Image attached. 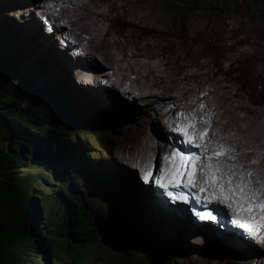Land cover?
<instances>
[{"label": "bare ground", "instance_id": "6f19581e", "mask_svg": "<svg viewBox=\"0 0 264 264\" xmlns=\"http://www.w3.org/2000/svg\"><path fill=\"white\" fill-rule=\"evenodd\" d=\"M22 1L23 4H17L21 0H0V4L2 8L6 9L19 7L17 10L22 9L19 10L21 14L30 9H32V14L40 10L44 19L42 21L43 28L47 25L46 21L58 32L49 31L51 35L56 36V41L44 36L42 28L40 32L41 23L36 22L34 18L24 22L23 26H27L26 23H29V33L25 34L26 38L28 39L29 36L38 41L39 50L49 51L59 69L66 70L67 74L74 66L86 69L89 75L92 71L99 72L100 90L90 88V84L85 85V80L82 78H78V82L76 80L81 86L80 88L84 89L86 98L97 103L94 98L97 96L102 101V105L112 106L116 111L124 110L127 122H131L125 127L138 130L133 133L138 135L137 149L140 164L145 177L149 173L152 174V180L144 183L138 173L141 185L136 184V194L144 198L143 205L147 206L145 210H153L155 213L166 212V217L170 218L173 223H177L180 219L178 212L182 213L185 215L184 226L194 224L195 232L207 236L218 233L226 240L221 241V244L216 243L217 250L221 246L225 251L235 249L233 245L236 243L245 245L252 241L256 245H254L255 253L250 254L251 256L246 260H239L237 264H264V213L258 208L252 211L242 210V206L246 202L243 199L227 198L219 187V183L223 182L227 188L231 179V183L236 186L238 191L241 183H247L249 179L247 173L252 171L254 174L251 177V186L259 188L261 196L258 199H264V187H261L259 183L264 180V108L258 106L255 108L254 105L253 107L251 100L249 101L248 97L244 96V92L239 91L240 89L236 87L233 79L217 78V74H211L209 68L205 69L206 62H202V65H195L197 72H194L192 77L197 78L199 84L190 86L189 76L183 78L179 74L165 71L167 62L166 64L160 61V63H154L160 60L156 61L157 58H154V62L144 61V58L156 57L158 53L149 52V47L144 46L141 41L127 39L125 42L115 36L116 21L123 25H130L127 18L129 10L123 13L121 8L126 7L124 3H130L131 0H124L123 4H120L119 0ZM23 17L25 18L24 15ZM142 18L138 16V20L134 19L131 24L134 23L137 29L149 28ZM21 31L24 33V29ZM62 43L67 50L66 53L57 49V47H61ZM122 46L125 50L128 49L127 53L134 62H128V65L120 64L121 55L119 53H123ZM130 47L134 51H129ZM55 49H57V54H55ZM119 49H121L120 52H118ZM73 54L76 56L75 61L71 59ZM242 65L246 67L244 63ZM221 72L223 74V70L217 73L220 75ZM150 79H154L155 84L151 83ZM185 80L189 86H182ZM102 82L110 83L123 92H135L136 95L144 93L141 97L149 98L152 103L162 104L165 107L161 117L162 127L161 120L160 123L156 118L147 121V114L139 115L141 110L128 102L126 103L121 94L117 95L116 93L114 98L107 96L105 90L101 88ZM157 87L165 92L157 91L159 93L157 95L161 99L159 101L152 96ZM140 88L148 89H145L147 91L138 90ZM129 97L135 98L131 94ZM142 111L156 110L145 109ZM129 112L130 114H128ZM132 120L134 121L132 122ZM189 123L193 125L190 130L187 128ZM164 124L170 130H163ZM181 128H184V131H177ZM206 129L208 130L207 137H204L203 133ZM186 132H190L194 136V143L188 142ZM197 145H201V147H197ZM221 147L227 148L228 154L215 155L216 150ZM177 149L185 154L200 156L195 172L189 169L185 173V181L187 182V177L191 174L195 186L186 187L184 184H180L166 189L160 183L162 178L170 179L166 171L170 165L165 158ZM253 160L258 163H253ZM217 168L220 170L219 172L216 171ZM216 177L220 178L219 181ZM155 182L159 186L157 190L153 186ZM149 183L150 185H148ZM180 195L186 199H177L176 197ZM174 199L177 204L173 203ZM188 205L197 207L200 212L213 208L215 212L220 213V218L212 222L205 215L195 216L189 211ZM230 213H232V217L229 215ZM191 215L198 218V223ZM162 217L165 219L163 222L167 227V220L165 216ZM202 220L208 222L199 223ZM229 220L237 229H232V231L229 229L231 228L228 225ZM219 224L222 226L225 224L226 230L218 229ZM206 246L209 245L206 244ZM239 248L236 249L239 250ZM215 259H218L220 263H223L224 260L221 256Z\"/></svg>", "mask_w": 264, "mask_h": 264}, {"label": "trees", "instance_id": "16d2710c", "mask_svg": "<svg viewBox=\"0 0 264 264\" xmlns=\"http://www.w3.org/2000/svg\"><path fill=\"white\" fill-rule=\"evenodd\" d=\"M31 53L30 44L0 43V264H61L75 251L96 255L103 246L114 249V245L125 250L130 242L123 241L125 228L95 203L96 195L104 193L103 179L117 193L114 202L120 221L123 214L136 231L139 243L134 250L139 253L150 248V241L163 238L165 248L154 257V264L159 260L177 264L173 256L178 240L164 235L153 218L134 205L123 174H116L109 164L93 162L100 155L90 158L72 146L92 134L76 131L75 120L83 115V120L98 123V114L51 80L45 73L50 65L38 60L26 66ZM71 82L77 90L81 87ZM56 108L69 120L62 123ZM41 163L45 169L59 168L60 174L25 171L24 167ZM97 176L102 178L99 182ZM75 260L74 256V264ZM137 260L148 262L145 256Z\"/></svg>", "mask_w": 264, "mask_h": 264}, {"label": "rangeland", "instance_id": "374dc122", "mask_svg": "<svg viewBox=\"0 0 264 264\" xmlns=\"http://www.w3.org/2000/svg\"><path fill=\"white\" fill-rule=\"evenodd\" d=\"M131 1L132 2L130 3H124L126 7L121 8V11H123V13L129 10L127 18L129 19L130 25H123V23H119L116 21L115 36L120 37V39L125 42L127 39H133L139 42L141 41L144 46L149 47V52L151 51L158 53L159 58L158 56L149 59L144 58V61L147 60L154 62V58H157L156 61L158 59L160 60L154 63L163 62L166 64L167 62L168 65H165V71L171 72L173 74H179L183 78L189 76L190 86H197L199 84V80L192 77V75L197 72V67L195 65H202L206 62L205 64L207 66H205V69L209 68L211 74H217V78L226 77L228 79H233L236 87L240 89L239 91H242L241 93L244 92V96L248 97L249 101L251 100L250 102L252 103V106L254 105L255 108L257 106L260 108H264V0ZM123 2L124 0H119L120 4H123ZM23 3L24 2L21 0V2H18L17 4ZM17 8L19 7H10L6 9L2 8L0 4V42H22V45L24 47L30 44L31 49L34 52L30 54L25 65L30 66L33 63L36 64L38 60H42L45 65H50L45 73L49 74L51 80L55 81L63 88L69 90L71 95L75 98L77 97V100L81 101L82 105L86 106L89 110H91V112H93L94 114H98L99 118L101 119V121H99L98 123L83 120V115H80L79 119L75 120L76 126L74 127V129L76 131L80 129L92 130V134L87 136L86 142H77L72 146L81 148L83 155H89L90 158H92L93 154L100 155V159L94 160L93 162L101 166H103V163L109 164L114 167V171L116 172V174H123L126 180L129 181L126 182L130 185V196L134 205L142 213H148L153 218L154 222L156 221V225L160 223L159 220H162V222L165 221V219L162 217L165 216L167 220V227L165 225L164 226L167 230H165L164 233L171 235L175 239L179 238V242L175 246L178 248L176 252L177 255L173 256L174 260H178L177 264H205V262L210 261L213 258L211 256H221L222 259H224L222 264H237L239 260H246L251 255H253L255 253V244L252 241L246 243L245 245L236 243V245H233L235 249L225 251L222 250L221 246V248L217 250L216 243L221 244V241H226L218 233H214L213 235L208 236L202 235L195 232L194 224L184 226L183 223L185 220V215L180 212H178L180 219L177 223H173L170 218L166 217V212L155 213L153 210H151L152 212L157 214V216L159 217L158 220L154 216V213L145 210L147 206L145 207L143 205L144 198L136 194V184L139 183V186L141 184L140 181H137L133 178L134 169L128 164L127 154V149L132 146L135 141L137 143L138 135L137 133L133 132H138V130L135 131L132 127H125V125L131 122H127V116L125 115L124 110L116 111L112 106L102 105V101L97 96H94L97 103L92 102L91 100L86 98L83 88L77 90L73 86V84L71 83V78H73L74 80L72 71L67 74L66 70L59 69L49 51L39 50L38 41L29 36L28 39L26 38L27 35L25 34L29 33V23H26L27 26L23 25L26 19H30L27 13L28 10L25 11V18H22L21 13L19 12V10L22 9L17 10ZM138 16H140L141 18L143 17L142 19L144 23L149 25V28L147 27L137 29L134 23H132L133 25L131 24L134 19L138 20ZM38 17L39 13L35 11L32 18H34L36 22H40L41 20ZM40 23L41 27L39 26V29L41 32V28L43 29V24L42 22ZM21 29H24V33L21 31ZM42 33H46V30L44 32L42 30ZM9 34L11 37L8 36ZM49 38L53 41L55 39L56 41L55 36H50ZM224 43L228 45L226 46ZM121 48L122 50L119 49L118 52H120L121 50L124 54L121 52L119 53V55H121L120 64L128 65V62H134V60L130 59L129 54L127 53L128 49L125 50L124 46H122ZM57 49L63 52L60 47H57ZM57 49H55V54H57ZM129 51L134 50L130 47ZM67 58L69 60V57ZM71 59L75 61L76 56L74 54L71 55ZM242 62L246 65V67L242 65ZM169 68L170 70H168ZM221 70H223V74L221 72L220 76L217 72ZM39 81H43V78H40ZM149 81L155 84L154 79H150ZM186 85L188 84L185 80L182 86ZM101 88H103L106 92V95L111 98L116 97V93L117 95L118 93L121 94L123 100H125L126 103L128 102L129 104L137 108L135 105H138L135 100L137 99L135 92H123L122 90L120 91V89H116V87H114L112 84L106 82H102ZM145 89L148 88H140L138 90ZM97 90H100L99 87L97 88ZM159 90L161 92H164L163 89L157 87L154 89V92L152 94L153 97H156L157 101H159L160 99L157 95L159 94ZM129 94L135 96V98L129 97ZM126 95L130 100L126 98ZM164 108V106H161L159 111L161 109L164 110ZM159 111L157 110L151 113H146L141 110V113H139V115L143 113L147 114L146 119L148 120L151 116L158 119L163 115V113ZM128 114H130V112ZM64 116L65 120H69V117L66 114ZM110 121H113V126L109 125ZM133 121L134 120H132V122ZM165 129L170 130V128L166 124H164L163 126V130ZM63 143L68 144L69 141L63 140ZM43 166L44 163H41L40 167L24 168L27 172L40 171L55 176H58L60 174L59 168L45 169L46 167ZM137 173L139 172L137 171L136 174ZM97 179V182H99L101 178L97 176ZM103 181L114 189V187L106 180L103 179ZM148 185H150V183ZM153 186H155L154 188L156 190L157 188H159L157 182H155ZM95 198V203L103 208V213L111 214L113 216V219L117 217L114 212V205L113 203H111L112 200L110 199V197L106 196L103 193L96 195ZM166 210L167 209L165 208V211ZM192 216L193 218H196L194 215H191V217ZM135 219L137 220L139 219V217L135 216ZM220 225L221 224H219L217 228L221 231H225L226 226ZM228 225L231 227L229 228L231 231L232 229H237L235 228L236 226L234 224L233 225L235 227H233L232 222L230 223V220ZM135 232L136 231L134 228H129L130 234L128 235V238L123 235V241H129ZM155 241L158 245L165 246L161 242V239H155ZM198 241L202 244H200ZM206 244H208L209 246L207 247ZM236 248H239V250ZM162 251L163 250H155V253L158 254ZM210 253H214L215 255H211ZM147 255L154 258L151 249H149ZM74 256L76 259V264H118L117 261L124 264H145L144 262H138L136 257H138L139 254L137 252L131 249H129L128 251L119 250L115 245L114 249L103 246L99 249V252L96 255H88L85 253L77 254V251H75L65 258V263L61 264H74ZM151 257L146 258L148 260L147 264L155 263ZM159 264L176 263H166L160 261Z\"/></svg>", "mask_w": 264, "mask_h": 264}, {"label": "clouds", "instance_id": "9594fccd", "mask_svg": "<svg viewBox=\"0 0 264 264\" xmlns=\"http://www.w3.org/2000/svg\"><path fill=\"white\" fill-rule=\"evenodd\" d=\"M37 12L39 13V17L38 18H40V22H42V21H44V19H43V17H42V14H41V11L40 10H37ZM27 13H28V17L31 19L32 17H33V14H32V10H28L27 11ZM25 16V12H24V14H21V17L22 16ZM34 16H35V14H34ZM29 19V20H30ZM25 21H28V19H26ZM45 24H47L46 26H45V28H43L42 30H43V32L46 30L48 33H49V31H56V29H55V27L54 26H52V25H50V23H48V22H46L45 21ZM51 28H53V29H51ZM44 33L43 35L44 36H46V37H50V36H55V35H51V33ZM57 32V31H56ZM58 33V32H57ZM50 35V36H49ZM56 37V36H55ZM3 41H1L0 43H2ZM60 45V44H59ZM61 47H63V52H67V50L65 49V46H63V43L60 45ZM60 47V48H61ZM35 50V49H34ZM34 51H32V53H33ZM70 71H72V76L74 77V81L76 82V80H77V82H78V78H82V79H84L85 80V85H91V87L90 88H92V89H97L98 87H99V85H100V83H101V81H100V79H99V72H97V71H95V72H93L92 71V73L89 75V72L86 70V69H83V68H81V67H78V66H74V67H72L71 69H70ZM72 80H73V78H71ZM90 80H91V82L92 81H94L93 83H91L90 82ZM76 82V83H77ZM72 83V82H71ZM78 84V83H77ZM79 85V84H78ZM87 87H89V86H87ZM80 89V88H79ZM41 91H44V90H41ZM143 94L144 93H139V95H136L137 96V99H136V102L137 103H139L138 105L137 104H135L136 105V107L138 108V110H145V109H148V110H159L160 109V107L161 106H163L162 104H160V103H152L151 102V100L149 99V98H143V97H141V95L143 96ZM53 109H54V107H52V109H51V112L53 111ZM165 109V108H164ZM144 112H146V113H151V112H153V111H150V112H148V111H144ZM159 112H163V110H160ZM144 114V113H143ZM153 117L151 116L150 118H149V120H151ZM159 119V121L161 120L162 121V119L161 118H158ZM147 121H149L148 119H146ZM54 121V120H53ZM186 145V144H185ZM127 154H128V164L134 169V175H133V178L135 179V177L134 176H136V179L135 180H137V181H139L138 180V173L136 174V172L138 171L139 173H140V176H141V179L143 180V182L144 183H146V182H149L147 179H146V177H145V174H144V172H143V168H142V166H141V164H140V157H139V151H138V149H137V143H136V141L133 143V145L132 146H130L128 149H127ZM137 166V167H136ZM136 171V172H135ZM102 179V178H101ZM142 183V182H141ZM103 192H104V194L106 195V196H108V197H110V199L112 200L111 201V203H113V205H114V212H115V214L117 215V217L116 218H114V220H118V222L120 223V224H122L123 225V227L125 228V236H126V238H128V234H130L129 233V225L131 224V223H128L127 222V220L125 219V217H124V215L122 214V218L124 219V221H120L121 220V212L118 210V209H116V204H115V202H114V200L117 198V193L115 192V189H113L111 186H109L106 182H104L103 181ZM174 204H177V202H176V199H174V202H173ZM225 207V206H224ZM188 209H189V211L192 213V214H194L195 216H198V215H204L205 213H208V212H211L215 217H216V219L215 220H212L211 219V221L212 222H215L216 220H219V218H220V213H218V212H215L214 211V209L213 208H211V209H207L206 211H204V212H200L199 211V209L197 208V207H194V206H190V205H188ZM103 214H106V213H103ZM155 214V213H154ZM110 218H112L111 216V214H107ZM158 220H159V217L157 216V214H155L154 215ZM230 216L232 217V213H230ZM113 219V218H112ZM197 221V219L195 218V222ZM159 224L157 225L160 229H162L163 230V232L165 231V230H167L166 228H165V226H164V224H163V222H162V220H159ZM198 222V221H197ZM202 223H204V222H208L207 220H205V221H201ZM201 222H199V223H201ZM224 226H226L225 224H223ZM233 227H235L234 225H233ZM236 228V227H235ZM136 233V232H135ZM133 234V238H131L129 241V246H127L126 248H125V250H123V251H128L129 249H131V250H133V251H135L134 249L137 247L136 245L139 243L138 242V239H137V236H136V234ZM164 235H169V234H166V233H164ZM169 236H171V235H169ZM157 239H163V238H157ZM145 240V239H144ZM177 240H178V242H179V238H177ZM177 242V243H178ZM155 245H158L157 244V242L155 241V239L154 240H152V241H150L149 243H147V246H150V248H148V247H144V249H141L142 251H140L139 253L137 252V251H135V252H137L138 254H139V256L138 257H144L145 255V257L146 258H150L151 256H148L147 255V252L149 251V249H151L152 250V254H153V257H159V255L158 254H155V252H154V250H164V246H160V245H158L159 246V249H156L155 248ZM117 248L119 249V250H122L121 248H119L118 246H117ZM205 251H208V250H205ZM211 255H215L214 253H210ZM210 257V256H209ZM211 257H213L210 261H207V262H205V264H222V263H220L219 262V260L218 259H215L216 257H214V256H211ZM152 258V257H151ZM136 259H137V257H136ZM152 260H154V258H152ZM160 261H163V260H159V262ZM45 262H46V260H45ZM154 262H156L155 260H154ZM159 262H158V264H159ZM163 262H165V261H163ZM46 264V263H45Z\"/></svg>", "mask_w": 264, "mask_h": 264}, {"label": "snow or ice", "instance_id": "6c2138e0", "mask_svg": "<svg viewBox=\"0 0 264 264\" xmlns=\"http://www.w3.org/2000/svg\"><path fill=\"white\" fill-rule=\"evenodd\" d=\"M192 127L193 125L191 123L187 125L189 130ZM177 131H184V128L177 129ZM207 132L208 130L206 129L203 133L204 137H207ZM185 134L188 135V142L194 143V136L190 132H186ZM197 147H201V145H197ZM228 152L229 150L227 148L221 147L216 150L215 155H226ZM165 159L170 165V167L166 170L170 179L162 178L160 180V183L164 188L167 189L174 185L179 186L180 184H184L186 187L195 186L194 179L191 174L188 175L187 182L185 181V173L188 172L189 169H191L192 172H195L197 162L200 160V156L195 154H185L184 152H181L179 149H177L175 152L170 153ZM209 159L211 160V157H209ZM253 163H258V161L253 160ZM216 171L219 172L220 170L217 168ZM253 174L254 173L252 171L247 173L249 179L247 183H241L239 185L238 191L236 186L231 183V179L229 180V186L227 188H225L223 182L219 183V187L227 198L243 199L246 203L242 206V210L252 211L253 209L258 208L262 213H264V199H258L261 196L260 189L251 186V177ZM146 179L151 181L152 174L149 173ZM216 179L219 181L220 178L216 177ZM259 183L261 187H264V180H261ZM169 194L172 195V193ZM176 198L186 199V197L183 195L177 196ZM204 215L212 220L216 219V217L211 212L205 213Z\"/></svg>", "mask_w": 264, "mask_h": 264}, {"label": "water", "instance_id": "95a60500", "mask_svg": "<svg viewBox=\"0 0 264 264\" xmlns=\"http://www.w3.org/2000/svg\"><path fill=\"white\" fill-rule=\"evenodd\" d=\"M56 114H57V117L62 120L61 122L64 123L65 122V116H64L65 114L63 113V110H61L60 108H56ZM131 238H133V236ZM106 243L109 244L107 240H106Z\"/></svg>", "mask_w": 264, "mask_h": 264}]
</instances>
